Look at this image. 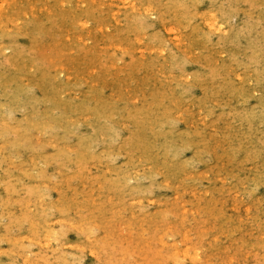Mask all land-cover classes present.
I'll list each match as a JSON object with an SVG mask.
<instances>
[{"label":"rangeland","instance_id":"1","mask_svg":"<svg viewBox=\"0 0 264 264\" xmlns=\"http://www.w3.org/2000/svg\"><path fill=\"white\" fill-rule=\"evenodd\" d=\"M0 6V264H264V0Z\"/></svg>","mask_w":264,"mask_h":264},{"label":"bare ground","instance_id":"2","mask_svg":"<svg viewBox=\"0 0 264 264\" xmlns=\"http://www.w3.org/2000/svg\"><path fill=\"white\" fill-rule=\"evenodd\" d=\"M163 1H164V0H163ZM165 1H167V0H165ZM188 1H189V0H188ZM238 1H239V0H238ZM244 1H245V0H244ZM256 1H257V0H256ZM171 2H172V0H171ZM177 2H178V1H176V4H177ZM179 2H180V1H179ZM199 2H200V1H199ZM199 2H198V3H199ZM217 2H218V1H217ZM221 2H222V1H221ZM223 2H224V1H223ZM166 3H167V2H166ZM168 3H170V1H169ZM180 3H181V2H180ZM184 3H185V2H184ZM195 3H196V2H195ZM205 3H206V2H205ZM215 3H216V2H215ZM236 3H238V2H236ZM4 4H5V3H4ZM7 4H8V3H7ZM172 4H173V3H172ZM172 4H171V5H172ZM178 4H179V3H178ZM182 4H183V2H182ZM188 4H189V2L187 3V6L190 7V4H189V5H188ZM199 4H200V3H199ZM257 4H258V3H257ZM174 5H175V4H174ZM179 5H180V4H179ZM183 5H184V4H183ZM194 5H195V4H194ZM221 5H223V4H221ZM181 6H182V5H181ZM204 6H205V5H204ZM0 7H1V6H0ZM3 7H4V6H3ZM3 7H1V10H2ZM221 8H222V7H221ZM241 8H242V7H241ZM254 8H256V7H254ZM257 8H258V7H257ZM165 9H166V8H165ZM189 9H190V8H189ZM192 9H193V8H192ZM196 9H197V7H196ZM209 9H210V8H209ZM173 10H174V9H173ZM173 10H172V11H173ZM190 10H191V9H190ZM224 10H225V9H224ZM259 10H260V9H259ZM168 11H170V10H168ZM178 11H179V9H178ZM180 11H181V9H180ZM191 11H192V10H191ZM196 11H197V10H196ZM226 11H227V10H226ZM261 11H262V10H261ZM261 11H260V12H261ZM263 11H264V10H263ZM0 12H1V11H0ZM184 12H185V11H184ZM186 12H188V11H186ZM186 12H185V13H186ZM192 12L195 13V10L192 11ZM204 12H205V11H204ZM228 12H229V11H228ZM243 12H245V10H244ZM246 12H247V11H246ZM250 12H251V11H250ZM253 12H254V11H253ZM255 12H256V11H255ZM189 13H190V12H189ZM211 13H212V12H211ZM213 13H214V12H213ZM215 13H216V12H215ZM215 13H214V15H215ZM229 13H230V12H229ZM240 13H241V12H240ZM261 13H262V12H261ZM182 14H183V13H182ZM186 14H187V13H186ZM220 14H221V12H220ZM232 14H233V13H232ZM183 15H184V14H183ZM187 15H188V14H187ZM194 15H195V14H194ZM198 15H199V14H198ZM6 16H7V15H6ZM184 16H185V15H184ZM210 16H211V15H210ZM235 16H236V15H235ZM238 16H239V15H238ZM261 16H262V15H261ZM263 16H264V15H263ZM1 17H2V16H1ZM182 17H183V16H182ZM190 17H191V16H190ZM192 17H195V16L192 15ZM223 17H224V16H223ZM184 18H185V17H184ZM204 18H205V15H204ZM234 18H236V17H234ZM234 18L231 17V19H234ZM0 19H1V18H0ZM193 19H194V18H193ZM216 19H217V18H216ZM221 19H222V17H221ZM225 19H226V18H225ZM231 19H230V17H229V20H231ZM236 19H237V18H236ZM251 19H252V18H251ZM258 19H259V17H258ZM176 20H177V19H176ZM223 20H224V19H223ZM229 20H228V21H229ZM261 20H262V19H261ZM212 21H213V20H212ZM214 21H215V20H214ZM217 21H218V20H216V22H217ZM256 21H257V19H256ZM204 22H205V21H204ZM218 22H219V21H218ZM218 22H217V24H218ZM221 22H222V21H221ZM263 22H264V21H263ZM191 23H192V22H191ZM197 23H199V21H198ZM207 23H208V22H207ZM212 23H213V22H212ZM214 23H215V22H214ZM227 23H228V22H227ZM253 23H254V22H253ZM256 23H258V22H256ZM261 23H262V22H261ZM201 24H202V22H201ZM219 24H220V23H219ZM225 24H226V23H225ZM243 24H244V23H243ZM197 25H200V24H197ZM204 25H205V24H203V26H204ZM207 25H208V24H207ZM209 27H210V25H209ZM217 27H218V26H217ZM219 27H220V26H219ZM233 27H234V26H233ZM252 27H253V26H252ZM255 27H256V26H255ZM0 28H2V27H0ZM172 28H173V27H172ZM176 28H178V27H176ZM253 28H254V27H253ZM223 29H224V28H223ZM227 29H228V28H227ZM230 29H231V28H230ZM240 29H243V28L241 27ZM173 30H174V29H173ZM220 30H222V29H220ZM220 30H219V31H220ZM233 30H234V29H233ZM215 31H216V30H215ZM224 31H225V29H224ZM235 31H236V30H235ZM241 31H242V30H241ZM9 32H10V31H9ZM211 32H212V31H211ZM213 32H214V31H213ZM225 32H226V31H225ZM231 32H232V31H231ZM243 32H244V31H243ZM3 33H4V32H3ZM5 33H6V32H5ZM5 33H4V34H5ZM172 33H173V32H172ZM217 33H218V32H217ZM262 33H264V32L262 31ZM4 34H3V35H4ZM6 34H7V33H6ZM8 34H9V33H8ZM10 34H11V33H10ZM10 34H9V35H10ZM221 34H222V33H221ZM224 34H225V33H224ZM230 34H231V33H230ZM232 34L235 35L233 32H232ZM236 34H237V33H236ZM242 34H243V33H242ZM242 34H241V35H242ZM14 35H15V34H14ZM241 35H239V36H241ZM243 35H244V34H243ZM250 35H251V34H250ZM260 35H261V34H260ZM263 35H264V34H263ZM12 36H13V33H12ZM10 37H11V36H10ZM15 37H16V36H15ZM15 37H14V38H15ZM12 38H13V37H12ZM155 38H156V37H155ZM221 38H222V37H221ZM221 38H219V39H221ZM248 38H249V37H248ZM254 38H255V37H254ZM16 39H18V38H16ZM16 39H15V40H16ZM171 39H172V38H171ZM174 39H175V38H174ZM222 39H223V38H222ZM222 39H221V40H222ZM231 39H232V38H231ZM236 39H237V38H236ZM239 39H240V38H239ZM244 39H245V38H244ZM251 39H252V38H251ZM257 39H258V38H257ZM260 39H261V38H260ZM16 41H17V40H16ZM171 41H172V40H171ZM229 41H230V40H229ZM239 41H240V40H239ZM247 41H249V39H248ZM257 41H258V40H257ZM17 42H18V41H17ZM17 42H15V43H17ZM173 42H175V41H173ZM231 42H233V41H231ZM235 42H236V41H235ZM253 42H254V41H253ZM10 43H12V42H10ZM223 43H224V42H223ZM238 43L241 44L240 42H238ZM6 44H7V43H6ZM224 44H225V43H224ZM7 45H8V44H7ZM3 46H4V45H3ZM228 46H229V45H228ZM252 46H253V45H252ZM252 46H251V47H252ZM255 46H256V45H255ZM5 47H6V46H5ZM9 47H10V46H9ZM21 48H22V47H21ZM135 48H136V47H135ZM238 48H240V47H238ZM245 49H246V48H245ZM248 49H249V48H248ZM141 50H143V49H141ZM141 50H140V51H141ZM254 50H255V49H254ZM0 51H1V50H0ZM5 51H6V50H5ZM239 51H240V50H239ZM257 51H258V50H257ZM259 51H260V49H259ZM21 52H22V51H21ZM253 52H255V51H253ZM243 53H244V52H243ZM14 54H15V53H14ZM254 54H255V53H254ZM258 54H260V53H258ZM10 55H11V54H9V56H10ZM19 55H20V54H19ZM246 55H247V54H246ZM5 56H6V55H5ZM7 56H8V55H7ZM15 56H16V54H15ZM17 56H18V55H17ZM17 56L14 57V55H13V58H17ZM249 56H250V54H249ZM247 57H248V56H247ZM257 57H258V56H257ZM11 58H12V57H11ZM4 59H5V58H4ZM17 59H18V58H17ZM255 59H256V58H255ZM15 60H16V59H15ZM10 61H11V59H10ZM10 61H9V62H10ZM11 62H13V61H11ZM253 62H254V61H253ZM253 62H251V63H253ZM251 63H249V65H250ZM254 63L256 64V62H254ZM9 65H10V64H9ZM249 67H250V66H249ZM7 68L9 69V67H7ZM4 70H5V69H4ZM11 70H12V69H11ZM255 70H256V68H255ZM262 70H263V69H262ZM262 70H261V71H262ZM2 71H3V70H2ZM234 71H235V70H234ZM256 71H257V70H256ZM13 72H15V71H13ZM252 72H253V71H252ZM15 73H16V72H15ZM260 74H261V73H260ZM4 75H5V74H4ZM0 76H1V75H0ZM215 76H216V75H215ZM9 77L11 78L12 76H9ZM7 78H8V77H7ZM16 78H17V77H16ZM18 78H19V77H18ZM3 80H4V79H3ZM5 80H6V79H5ZM7 80H8V79H7ZM0 81H1V80H0ZM12 81H13V79H12ZM244 81H245V80H244ZM257 81H258V80H257ZM1 82H2V81H1ZM14 82H16V81L14 80ZM14 82H13V83H14ZM9 83H11V82H9ZM13 83H12L11 85H13ZM17 83H18V81H17ZM18 84H19V83H18ZM2 85H3V84H2ZM9 85H10V84H9ZM243 85H244V84H242V87H244ZM0 86H1V85H0ZM24 86H25V85H24ZM257 86H258V85H257ZM257 86H256V87H257ZM25 87H26V86H25ZM25 87H23V88H25ZM234 87H236V86H234ZM2 88H3V86H2ZM8 88H9V87H8ZM231 88H232V87H231ZM250 88H251V87H250ZM250 88H249V89H250ZM253 89H254V88H253ZM18 90H19V88H18ZM18 90H17V91H18ZM230 90H231V89H230ZM242 90H244V89H242ZM257 90H258V89H257ZM4 91H6V90H4ZM236 91H237V90H236ZM230 92H232V91H230ZM252 92H253V91H252ZM4 93H5V92H4ZM250 93H251V92H250ZM14 94H15V93H14ZM16 94L18 95L19 93L17 92ZM25 94H26V93H25ZM25 94H24V95H25ZM164 94H165V93H164ZM236 94H237V93H236ZM236 94H235V95H236ZM239 94H240V93H239ZM8 95H9V92H8ZM17 95H16V96H17ZM24 95H23V96H24ZM235 95H234V96H235ZM237 95H238V94H237ZM262 95H263V94H262ZM3 96H4V95H3ZM6 96H7V95H6ZM11 96H12V95H11ZM18 96H19V95H18ZM26 96H27V95H26ZM236 97H237V96H236ZM244 97H245V96H244ZM245 98H246V97H245ZM21 99H22V98H21ZM163 99H164V98H163ZM163 99H162V100H163ZM168 99H169V98H168ZM262 99H263V98H262ZM5 100H6V99H5ZM14 100H15V99H14ZM164 100H165V99H164ZM166 100H167V99H166ZM8 101H9V100H8ZM10 101H13V100H10ZM17 101H18V100H17ZM17 101H16V102H17ZM22 101H23V100H22ZM5 102H6V101H5ZM14 102H15V101H14ZM14 102L12 103V105L14 104ZM8 103H9V102H8ZM21 103H23V102H21ZM155 103H156V102H155ZM262 103H263V102H262ZM15 104H17V103H15ZM157 104H158V103H157ZM9 105H10V104H9ZM20 105H21V104H20ZM166 105H167V103H166ZM156 106L158 107V105H156ZM156 106H155V107H156ZM255 106H256V105H255ZM10 107H11V105H10ZM32 107H34V105H32ZM157 107H156V108H157ZM262 108H263V107H262ZM151 109H152V107H151ZM165 109H166V108H165ZM141 110H142V109H141ZM153 110H154V108H153ZM158 110H159V107H158ZM251 110H252V109H251ZM251 110H250V111H251ZM257 110H258V109H257ZM257 110H256V111H257ZM95 111H96V110H95ZM144 111L147 112L146 110H144ZM159 111H160V110H159ZM162 111H163V110H162ZM162 111H160V112H162ZM109 112H110V111H109ZM154 112H155V111H154ZM246 112H247V111H246ZM97 113H98V112H97ZM107 113H108V112H107ZM125 113H126V112H125ZM135 113H136V112H135ZM135 113H134V114H135ZM138 113H139V112H138ZM138 113H137V114H138ZM162 113H164V111H163ZM252 114H253V113H252ZM252 114H251V115H252ZM254 114H255V113H254ZM263 114H264V113H263ZM127 115H128V114H127ZM138 115H139V114H138ZM132 116H133V115H132ZM144 116H145V115H144ZM258 116H259V115H258ZM136 117H137V116H135V118H136ZM142 117H143V116H142ZM262 117H263V116H262ZM129 118H130V117H129ZM239 118H241V117H239ZM263 118H264V117H263ZM250 119H251V118H250ZM130 120H131V118H130ZM134 120H135V119H134ZM141 120H142V119H141ZM106 122H107V121H106ZM142 122H143V121H142ZM137 123H139V122H137ZM140 123H141V121H140ZM100 124H101V123H100ZM261 124H262V122L260 123V125H261ZM142 125H143V124H142ZM151 125H152V124H151ZM154 125H155V124H154ZM164 125H165V124H164ZM257 125H258V124H257ZM97 126H98V125H97ZM96 128L98 129L99 127H96ZM96 128H95V129H96ZM102 128H103V127H102ZM160 129H161V128H160ZM99 130H100V128H99ZM156 130H157V128H156ZM158 130H159V128H158ZM96 131L98 132V130H96ZM160 132H161V131H160ZM106 133H108V132H106ZM155 134H157V133H155ZM25 135H26V134H25ZM112 135H113V134H112ZM138 135H139V134H138ZM142 136H143V135H142ZM133 137H134V136H133ZM138 137H139V136H137L136 138L139 140L140 137H139V138H138ZM146 137H147V136H146ZM23 138H24V137H23ZM159 138H160V136H159ZM141 139H142V138H141ZM146 139H148V137H147ZM146 139H145V140H146ZM132 140H133V139H132ZM263 140H264V139H263ZM140 141H141V140H140ZM147 141H148V140H147ZM131 142H132V141H131ZM134 142H135V141H134ZM141 142H144V141H141ZM148 142H149V141H148ZM162 142H163V141H162ZM138 143H139V142H138ZM138 143H136V144L138 145ZM160 143H161V142H160ZM263 143H264V142H263ZM133 144L135 145V143H133ZM140 144H141V143H140ZM142 144H143V143H142ZM142 144H141V145H142ZM162 144H163V143H162ZM144 145H145V144H144ZM147 145H148V144H147ZM166 145H167V144H166ZM138 146H139V145H138ZM142 146H143V145H142ZM145 146H146V145H145ZM168 147H169V146H168ZM148 148H149V147H148ZM144 149H145V148H143V150H144ZM152 149H153V148H152ZM152 149H150V150H152ZM145 151H146V149H145ZM169 151H170V150H169ZM61 153H62V152H61ZM65 156H66V155H65ZM63 158H64V157H63ZM67 158H68V157H67ZM64 159H65V158H64ZM67 160H68V159H67Z\"/></svg>","mask_w":264,"mask_h":264}]
</instances>
